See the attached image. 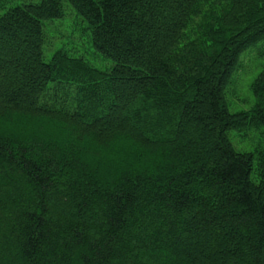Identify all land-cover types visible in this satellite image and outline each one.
Listing matches in <instances>:
<instances>
[{"label":"trees","instance_id":"1","mask_svg":"<svg viewBox=\"0 0 264 264\" xmlns=\"http://www.w3.org/2000/svg\"><path fill=\"white\" fill-rule=\"evenodd\" d=\"M64 3L111 68L64 49L45 61ZM263 41L264 0H39L0 15V264H264V145L229 139L264 140V68L249 111L226 101Z\"/></svg>","mask_w":264,"mask_h":264},{"label":"rangeland","instance_id":"2","mask_svg":"<svg viewBox=\"0 0 264 264\" xmlns=\"http://www.w3.org/2000/svg\"><path fill=\"white\" fill-rule=\"evenodd\" d=\"M39 0H0V15L8 9L23 3H37ZM65 16L45 23L46 43L43 48L44 59L49 61L52 54L64 49L69 53L80 56L100 69H108L113 62L107 57L98 54L93 48L87 22L78 15L69 4L64 3ZM166 33V32H164ZM21 45V44H20ZM23 47V45L21 46ZM264 68V41L246 50L240 57V65L231 78L227 88L226 101L231 113L249 111L255 104V97L251 84ZM15 75V72L13 71ZM16 87L21 86L20 81H13ZM229 139L233 146L242 152H253L264 145V140L255 130L246 132H229Z\"/></svg>","mask_w":264,"mask_h":264}]
</instances>
